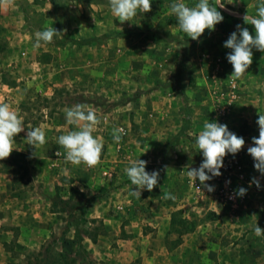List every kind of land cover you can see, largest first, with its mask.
Returning <instances> with one entry per match:
<instances>
[{"label":"rangeland","instance_id":"rangeland-1","mask_svg":"<svg viewBox=\"0 0 264 264\" xmlns=\"http://www.w3.org/2000/svg\"><path fill=\"white\" fill-rule=\"evenodd\" d=\"M174 2L151 0L150 12L123 24L109 0L0 3V103L25 124L15 150L0 160V264H264V235L254 232L264 229V176L247 152L264 114V52L253 49L246 74L233 79L227 39L187 37L169 11ZM221 2L248 3L256 16L264 0ZM238 24L255 35L254 26ZM49 27L61 33L34 47L35 33ZM151 53L168 57V79L129 76L128 69L149 67ZM146 87L160 90L139 98ZM137 98L144 115L133 110ZM78 103L101 120L93 135L104 147L95 167L66 162L57 143L79 130L65 116ZM215 115L245 140L236 156L248 197L234 206L205 188L195 192L187 180L203 158L196 136ZM28 127L45 131L46 144L29 145ZM138 158L147 172H160L158 186L139 199L125 172ZM98 239L105 242L96 247Z\"/></svg>","mask_w":264,"mask_h":264},{"label":"clouds","instance_id":"clouds-1","mask_svg":"<svg viewBox=\"0 0 264 264\" xmlns=\"http://www.w3.org/2000/svg\"><path fill=\"white\" fill-rule=\"evenodd\" d=\"M0 3L12 5L14 0H0ZM109 5L112 14L121 24L131 22L138 12L151 11V0H109ZM218 7H224L221 0H211V2L210 0H199L191 7L183 0H178L170 5L169 11L176 16L179 29L192 40H198L205 30L214 31L215 26L223 21L224 17L217 10ZM242 19L244 24L254 26L255 35L253 36L247 27L237 24L236 31L232 32L225 41L224 47L232 50L227 55V60L234 69L231 74L233 79H239L246 74V70L253 63V49L264 52V3L257 7L256 16L247 13ZM60 33L53 27L36 32L34 47L39 48L41 42L52 43L54 36ZM65 116L69 125L79 129L69 131L57 138V143L66 152V162H71L73 165L83 163L88 167L100 164L104 145L99 138L93 135L101 123L96 112L86 104L78 103L66 109ZM256 123L259 127V136L252 138L254 146L248 147L247 152L254 160V168L261 176H264V114L258 113ZM24 131L25 124L18 110L12 108L9 103H0V160L11 155L15 150L14 137ZM114 138L118 142L121 136L114 133ZM26 141L34 148L43 146L47 142L45 131L39 127H28ZM195 142L199 151L202 152L203 161L198 168H189L187 176L194 183L198 179L203 188L212 192L214 186L205 182L222 174L220 169L223 167L224 158L228 154L235 156L239 153L244 148L245 140L229 131L225 124L206 121L203 130L196 136ZM146 164L147 161L138 158L131 160L130 166L125 169L131 184L136 189H132L130 195L138 199L141 198L142 190L146 189L151 192L159 183L160 172L157 170L147 172ZM250 183L260 188V182L255 177ZM197 188L200 189V187ZM246 192L247 189L240 187L237 195L243 197ZM166 198L174 199L171 195ZM254 232L257 236L264 235V229L258 225L255 226Z\"/></svg>","mask_w":264,"mask_h":264},{"label":"crops","instance_id":"crops-1","mask_svg":"<svg viewBox=\"0 0 264 264\" xmlns=\"http://www.w3.org/2000/svg\"><path fill=\"white\" fill-rule=\"evenodd\" d=\"M221 3L224 5V8H219L218 7L217 10L220 11L222 13V15L224 14L223 15V17H224L223 21L215 26V30L214 31L205 30V33L202 35L203 37H200L201 39H204V38H209V39H228L230 34L232 32H234V31H236V25L238 24L239 20L243 21V19H242L243 16L245 14H247V13L249 14V11L251 10L250 4H248V3H243V4L240 3V5L242 6V9H241V7H239L240 5L232 7V6L226 5L223 2H221ZM246 10H249V11H246ZM228 28H229V30H228ZM166 46L169 47V45H166ZM146 61H147V63H149V67H146L145 69L144 68L143 69H141V68L140 69H136V68H139V67L132 68V70L128 69V75L129 76L130 75H134L135 76L137 74H140L142 76L148 77L149 81H153V82L154 81L155 82L156 81L157 82L158 81H162L163 79H161V78L168 79V74L170 73V69H169V64H168V57L166 55L158 57L156 54L151 53V54H148L146 56ZM187 70H188V68L185 67L184 72H186ZM142 88H144V87H142ZM162 89H164V88H162ZM159 90H160L159 88L149 89V88L146 87L144 90H140L139 91L140 94H141L139 98H141V97H143V98L144 97L152 98L154 96L155 92L159 91ZM139 98H137L136 100H132V103H134L133 108H135L133 110H134L135 113L144 115L145 114V113H143L144 111H141L142 107L140 105ZM122 107H124L126 109H130V107L128 108L127 105H124ZM151 113H153V112L151 111ZM132 115L133 114H131V116ZM125 116H126V114H124V117ZM118 119H120V118H118ZM118 119L116 120V122H119ZM118 189H115V190H118ZM152 201H157V200H152ZM160 203H162V202H160ZM103 242H105V241L98 239V240H96L93 243L97 247L100 243H103ZM129 242H132L130 244H133V245L138 244V243H136L135 240L134 241H129ZM146 246L147 245H145V247ZM133 248H134V246H133ZM153 257H155V256H153Z\"/></svg>","mask_w":264,"mask_h":264},{"label":"built area","instance_id":"built-area-1","mask_svg":"<svg viewBox=\"0 0 264 264\" xmlns=\"http://www.w3.org/2000/svg\"><path fill=\"white\" fill-rule=\"evenodd\" d=\"M234 86V85H233ZM217 121L220 124H225V119L222 115H215L210 122ZM203 158L194 165H191L190 168H198L202 163ZM242 164L239 161V157L236 155L228 154L223 161V167L220 169L222 173L219 177H215L212 180L206 181L205 183L208 185L214 186V195L220 201V203H225L229 205H237L239 202H242L244 199L248 197L246 193L243 197L237 195V190L240 188L239 184L241 180L244 178L242 173ZM103 175L111 176L110 170L105 167L102 169ZM188 183L192 190L197 193L204 192V188L200 185L199 180L197 179L194 183L190 181L189 177H187ZM237 178L239 181H235ZM197 187H200L198 189ZM246 189V188H245ZM122 209V206H118Z\"/></svg>","mask_w":264,"mask_h":264},{"label":"trees","instance_id":"trees-1","mask_svg":"<svg viewBox=\"0 0 264 264\" xmlns=\"http://www.w3.org/2000/svg\"><path fill=\"white\" fill-rule=\"evenodd\" d=\"M65 203H68V202H67V201H65ZM54 208H55V207H53L52 211H53V212H56V210H55Z\"/></svg>","mask_w":264,"mask_h":264}]
</instances>
